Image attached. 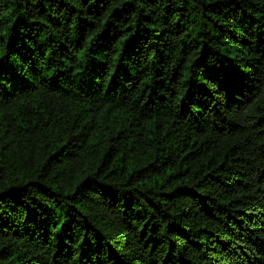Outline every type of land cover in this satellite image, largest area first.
<instances>
[{
  "label": "trees",
  "instance_id": "trees-1",
  "mask_svg": "<svg viewBox=\"0 0 264 264\" xmlns=\"http://www.w3.org/2000/svg\"><path fill=\"white\" fill-rule=\"evenodd\" d=\"M0 264H264V0H0Z\"/></svg>",
  "mask_w": 264,
  "mask_h": 264
}]
</instances>
